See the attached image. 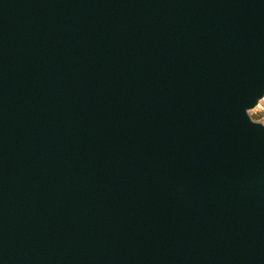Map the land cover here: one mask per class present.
Here are the masks:
<instances>
[{
	"label": "water",
	"instance_id": "95a60500",
	"mask_svg": "<svg viewBox=\"0 0 264 264\" xmlns=\"http://www.w3.org/2000/svg\"><path fill=\"white\" fill-rule=\"evenodd\" d=\"M264 0H0V264H264Z\"/></svg>",
	"mask_w": 264,
	"mask_h": 264
},
{
	"label": "rangeland",
	"instance_id": "374dc122",
	"mask_svg": "<svg viewBox=\"0 0 264 264\" xmlns=\"http://www.w3.org/2000/svg\"><path fill=\"white\" fill-rule=\"evenodd\" d=\"M264 111V98L259 102L258 106L249 112L250 117L254 122L261 123L264 125V117L260 119H254V116Z\"/></svg>",
	"mask_w": 264,
	"mask_h": 264
},
{
	"label": "trees",
	"instance_id": "16d2710c",
	"mask_svg": "<svg viewBox=\"0 0 264 264\" xmlns=\"http://www.w3.org/2000/svg\"><path fill=\"white\" fill-rule=\"evenodd\" d=\"M264 117V111L256 116H254V119H260Z\"/></svg>",
	"mask_w": 264,
	"mask_h": 264
}]
</instances>
